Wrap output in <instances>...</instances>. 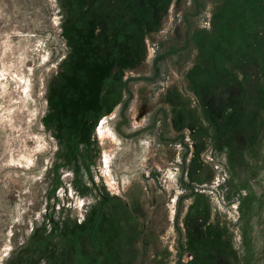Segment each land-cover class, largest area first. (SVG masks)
Returning a JSON list of instances; mask_svg holds the SVG:
<instances>
[{
	"label": "rangeland",
	"instance_id": "rangeland-1",
	"mask_svg": "<svg viewBox=\"0 0 264 264\" xmlns=\"http://www.w3.org/2000/svg\"><path fill=\"white\" fill-rule=\"evenodd\" d=\"M175 3L144 35L127 29L136 3L0 0V264H85L92 248L108 264H264V128L240 153L196 120L194 138L143 144L137 99L122 97L118 80L183 38L192 1ZM255 6L206 0L189 17L192 46H241L244 99H264Z\"/></svg>",
	"mask_w": 264,
	"mask_h": 264
},
{
	"label": "crops",
	"instance_id": "crops-1",
	"mask_svg": "<svg viewBox=\"0 0 264 264\" xmlns=\"http://www.w3.org/2000/svg\"><path fill=\"white\" fill-rule=\"evenodd\" d=\"M254 1L255 9L258 11L264 9V0ZM202 9L204 10V7ZM256 19V16L253 19L249 17V21L254 25L257 23ZM260 25L264 26V17L261 18ZM185 40V36L177 39L181 48L172 49L170 46L156 55L148 74L135 75L131 79H124L122 83L118 80L121 88L123 87L124 101H131L134 96L137 99L140 129L144 133L140 136L139 143L142 141L144 144L145 141L142 139H146L148 133H152L159 141L168 143L178 142L184 132L194 138L195 131L192 130L196 120L200 128L206 130L208 127L207 131L210 128L208 134L212 131L207 138L218 136L222 140L221 146L231 144L235 151L240 153L248 145L249 140L259 136L257 133L264 128L263 96L255 99L256 95L252 94L248 95L247 100L242 97V89H239L242 82L240 72L243 67L241 46L237 53L236 44L233 51L228 50L229 54L233 55H230L227 67L226 58L222 59L225 50L227 51L225 41L221 57L214 55L210 49L205 50L204 46H192L191 39L189 42ZM113 81L115 84L117 79L114 78ZM214 87L217 96L210 100L209 97L214 93L211 95L209 90ZM238 90L240 95H237ZM167 93H170L171 97L173 94L174 98L161 101L162 98H166ZM231 95L232 100L226 101V96ZM232 128L234 133L227 131ZM226 139H234V142H226Z\"/></svg>",
	"mask_w": 264,
	"mask_h": 264
},
{
	"label": "trees",
	"instance_id": "trees-1",
	"mask_svg": "<svg viewBox=\"0 0 264 264\" xmlns=\"http://www.w3.org/2000/svg\"><path fill=\"white\" fill-rule=\"evenodd\" d=\"M176 2L175 4L177 5L178 2L180 0H139L138 2H134V0H122L123 5L126 4V6H129V4H134V6L132 7V11L127 10V17L129 18V16H131V22H129V25L127 27V29H133L136 28L139 31H144L147 32L144 35H149L151 33V31H153L154 29H156L161 23L162 20L166 17L167 14V10L168 7ZM192 4H191V8H192V12H184L182 14L183 18V28H184V35L186 38V42L190 41L189 38V34L192 28V25L189 21V17H192V19H194V16H196L195 13L200 12L201 6L202 4L206 1V0H191ZM178 6V5H177ZM120 7V6H119ZM119 7H118V3H115V11H113V16L115 15V13L119 12ZM119 10V11H118ZM125 24V23H123ZM124 27V26H123ZM143 32V33H144ZM179 37V36H178ZM178 37L175 39H173L171 41V48L172 49H179L181 48V46H179V43L177 42ZM203 37H206V35H204ZM223 41H225V38L222 39ZM222 41V43H223ZM236 47H237V43ZM235 44H234V48H235ZM223 45V44H222ZM218 47H220V43L218 45ZM232 47H226V49H230ZM239 48V47H238ZM102 209V205H99L97 207L96 210V217L97 215L101 212ZM94 219H96L94 217ZM96 221L94 220V225H95ZM91 230V228H90ZM89 230V233H92V231ZM92 248V247H91ZM94 248H92L90 251L94 253ZM90 252V256H88L87 258V262H85V264H108V260L109 259H105V260H101L99 262H97L96 260L98 259L96 256L93 255V253ZM110 263V262H109Z\"/></svg>",
	"mask_w": 264,
	"mask_h": 264
}]
</instances>
